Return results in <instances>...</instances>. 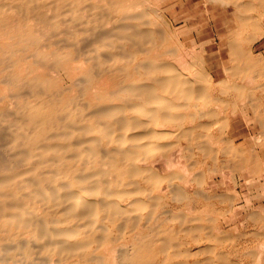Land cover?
I'll list each match as a JSON object with an SVG mask.
<instances>
[{
    "label": "bare ground",
    "instance_id": "bare-ground-1",
    "mask_svg": "<svg viewBox=\"0 0 264 264\" xmlns=\"http://www.w3.org/2000/svg\"><path fill=\"white\" fill-rule=\"evenodd\" d=\"M0 264H264V0H0Z\"/></svg>",
    "mask_w": 264,
    "mask_h": 264
}]
</instances>
